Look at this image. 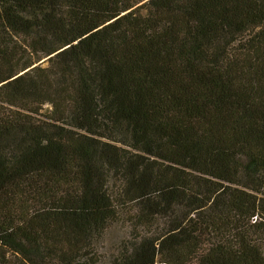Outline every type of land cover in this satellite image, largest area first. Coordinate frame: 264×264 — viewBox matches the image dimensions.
Here are the masks:
<instances>
[{
  "label": "trees",
  "instance_id": "obj_1",
  "mask_svg": "<svg viewBox=\"0 0 264 264\" xmlns=\"http://www.w3.org/2000/svg\"><path fill=\"white\" fill-rule=\"evenodd\" d=\"M121 215L107 264H264V0H0V264Z\"/></svg>",
  "mask_w": 264,
  "mask_h": 264
},
{
  "label": "rangeland",
  "instance_id": "obj_2",
  "mask_svg": "<svg viewBox=\"0 0 264 264\" xmlns=\"http://www.w3.org/2000/svg\"><path fill=\"white\" fill-rule=\"evenodd\" d=\"M46 64L47 62L42 63L43 66ZM49 107V104L44 105L43 111L47 108L49 109ZM108 187L111 191H115L116 184L114 177L108 178ZM131 236V225L126 217L121 215L118 219L111 221L105 228L103 238L98 244L100 257L103 260L102 264H107L110 256L117 251L118 246Z\"/></svg>",
  "mask_w": 264,
  "mask_h": 264
}]
</instances>
